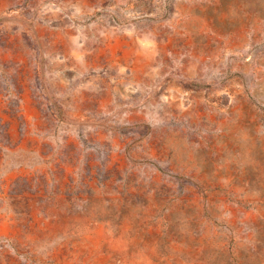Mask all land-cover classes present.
I'll return each instance as SVG.
<instances>
[{
    "label": "rangeland",
    "instance_id": "374dc122",
    "mask_svg": "<svg viewBox=\"0 0 264 264\" xmlns=\"http://www.w3.org/2000/svg\"><path fill=\"white\" fill-rule=\"evenodd\" d=\"M0 264H264V0H0Z\"/></svg>",
    "mask_w": 264,
    "mask_h": 264
}]
</instances>
